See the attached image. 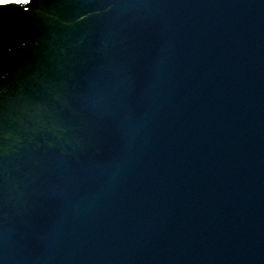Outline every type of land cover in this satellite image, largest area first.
I'll return each instance as SVG.
<instances>
[{
	"label": "water",
	"instance_id": "1",
	"mask_svg": "<svg viewBox=\"0 0 264 264\" xmlns=\"http://www.w3.org/2000/svg\"><path fill=\"white\" fill-rule=\"evenodd\" d=\"M26 7L0 5V264H264V0Z\"/></svg>",
	"mask_w": 264,
	"mask_h": 264
},
{
	"label": "snow or ice",
	"instance_id": "2",
	"mask_svg": "<svg viewBox=\"0 0 264 264\" xmlns=\"http://www.w3.org/2000/svg\"><path fill=\"white\" fill-rule=\"evenodd\" d=\"M33 3V0H7V2L0 4V5H9V4H15L20 6V8L24 11V12H28L29 8L26 6H29ZM5 77L3 76L2 73H0V81H2Z\"/></svg>",
	"mask_w": 264,
	"mask_h": 264
}]
</instances>
